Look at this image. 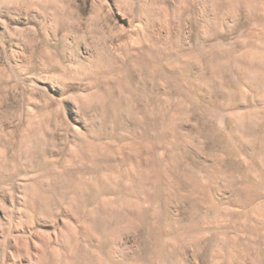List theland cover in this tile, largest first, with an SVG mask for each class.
I'll return each instance as SVG.
<instances>
[{
  "label": "rangeland",
  "instance_id": "1",
  "mask_svg": "<svg viewBox=\"0 0 264 264\" xmlns=\"http://www.w3.org/2000/svg\"><path fill=\"white\" fill-rule=\"evenodd\" d=\"M0 264H264V0H0Z\"/></svg>",
  "mask_w": 264,
  "mask_h": 264
}]
</instances>
